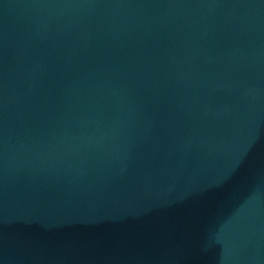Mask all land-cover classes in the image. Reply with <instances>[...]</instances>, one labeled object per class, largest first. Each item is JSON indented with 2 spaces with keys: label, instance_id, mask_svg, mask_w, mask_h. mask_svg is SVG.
Instances as JSON below:
<instances>
[{
  "label": "water",
  "instance_id": "water-1",
  "mask_svg": "<svg viewBox=\"0 0 264 264\" xmlns=\"http://www.w3.org/2000/svg\"><path fill=\"white\" fill-rule=\"evenodd\" d=\"M0 264H264V0H0Z\"/></svg>",
  "mask_w": 264,
  "mask_h": 264
}]
</instances>
